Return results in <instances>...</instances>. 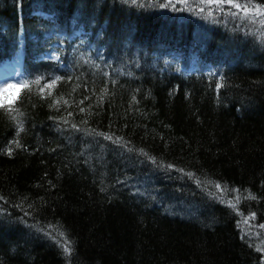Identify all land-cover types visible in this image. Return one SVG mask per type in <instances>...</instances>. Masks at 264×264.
<instances>
[{"label":"trees","instance_id":"16d2710c","mask_svg":"<svg viewBox=\"0 0 264 264\" xmlns=\"http://www.w3.org/2000/svg\"><path fill=\"white\" fill-rule=\"evenodd\" d=\"M234 11L0 0L29 86L0 102V264H264V26Z\"/></svg>","mask_w":264,"mask_h":264},{"label":"snow or ice","instance_id":"6c2138e0","mask_svg":"<svg viewBox=\"0 0 264 264\" xmlns=\"http://www.w3.org/2000/svg\"><path fill=\"white\" fill-rule=\"evenodd\" d=\"M171 3V0H169ZM186 2V0H185ZM202 4L205 5H214L217 10L224 11L225 6L235 9L236 11L231 12L230 14L232 16H237L238 13H242L240 15L241 20H248L251 23H259L261 26H264V5L262 4H255L253 3V0H245V2H241V0H200ZM203 11V9H201ZM209 15H211V12H209ZM35 83L39 84V81H36ZM54 83V82H53ZM53 85L48 84L46 87L51 88ZM17 86L15 85H9L8 88H15ZM22 88L29 87L28 85H22ZM7 89H0V92H6ZM43 91V89H41ZM66 103V102H65ZM5 105L0 104V107H4ZM7 111L12 112L14 111L13 108H6ZM15 111L18 112V109H15ZM15 119V117H13ZM22 130V126H21ZM106 139H111L110 136L105 135ZM19 146V144H17ZM11 154V152H9ZM146 155V154H145ZM168 167H171L170 165ZM190 178L193 174L186 173ZM216 187L219 189L220 185H216ZM251 199H255V197L249 196ZM232 207H235V205H230ZM254 218V217H253ZM246 222V221H245ZM260 227L264 228V225H261ZM60 236H63V233H59ZM70 241L65 240L62 244V247L66 254H70Z\"/></svg>","mask_w":264,"mask_h":264},{"label":"rangeland","instance_id":"374dc122","mask_svg":"<svg viewBox=\"0 0 264 264\" xmlns=\"http://www.w3.org/2000/svg\"><path fill=\"white\" fill-rule=\"evenodd\" d=\"M9 85H15V88H8ZM22 85V73L20 68L8 62L0 63V89H7L6 92H0V102L10 101Z\"/></svg>","mask_w":264,"mask_h":264}]
</instances>
